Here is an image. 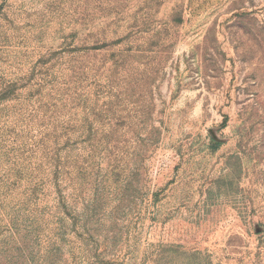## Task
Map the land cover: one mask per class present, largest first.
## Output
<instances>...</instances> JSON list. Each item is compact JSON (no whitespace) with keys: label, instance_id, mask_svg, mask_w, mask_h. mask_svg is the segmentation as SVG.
<instances>
[{"label":"rangeland","instance_id":"rangeland-1","mask_svg":"<svg viewBox=\"0 0 264 264\" xmlns=\"http://www.w3.org/2000/svg\"><path fill=\"white\" fill-rule=\"evenodd\" d=\"M0 264H264V0H0Z\"/></svg>","mask_w":264,"mask_h":264}]
</instances>
